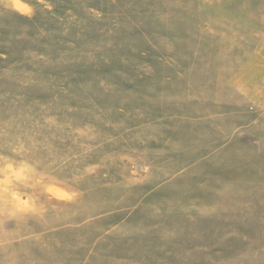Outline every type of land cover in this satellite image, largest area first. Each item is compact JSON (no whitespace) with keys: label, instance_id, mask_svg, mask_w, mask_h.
<instances>
[{"label":"rangeland","instance_id":"374dc122","mask_svg":"<svg viewBox=\"0 0 264 264\" xmlns=\"http://www.w3.org/2000/svg\"><path fill=\"white\" fill-rule=\"evenodd\" d=\"M0 0V264H264V0Z\"/></svg>","mask_w":264,"mask_h":264},{"label":"clouds","instance_id":"9594fccd","mask_svg":"<svg viewBox=\"0 0 264 264\" xmlns=\"http://www.w3.org/2000/svg\"><path fill=\"white\" fill-rule=\"evenodd\" d=\"M10 2L12 3V5H13L14 7H16V8H18V9H20V10H27V9H26V6L21 5V4L19 3V0H10Z\"/></svg>","mask_w":264,"mask_h":264}]
</instances>
